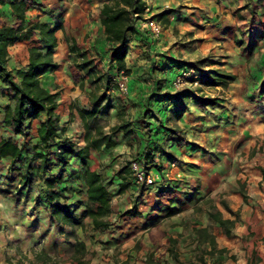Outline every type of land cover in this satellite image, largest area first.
Instances as JSON below:
<instances>
[{
    "label": "rangeland",
    "instance_id": "1",
    "mask_svg": "<svg viewBox=\"0 0 264 264\" xmlns=\"http://www.w3.org/2000/svg\"><path fill=\"white\" fill-rule=\"evenodd\" d=\"M29 1V7L25 12L27 22H36L39 17L42 21H48L51 24L61 21L63 10L62 5L59 4L60 0ZM95 1L100 7L103 0ZM91 2L93 1L91 0ZM145 4L147 3L145 2ZM208 6L210 7L205 8V11L197 5L191 6L188 8L189 10H183L187 13L188 19H190V15L195 17V19L194 17L191 19L194 21L195 29L200 28V31L201 29L203 31L200 32L202 36L198 35L196 39L201 41L202 37L206 38L208 50L205 51L206 54L198 56L194 60L187 59L180 63L192 66L198 72H202L204 70L200 68L201 65L221 64L222 58L226 56L230 59L231 51L237 49L238 56L243 59L246 69L244 73H240L241 77L235 74V80L226 88L220 85L207 86L201 80L197 83L188 80L178 89L189 87L188 89H191L199 97L216 98V103L199 104V113L189 116L188 124L192 127L193 136L188 140L192 147H189V144L181 146L187 145L190 148L189 151L196 148L197 151L193 158L190 160L184 156V151L188 150L180 153L170 152L169 146L165 144L164 147L155 150L154 162L157 165H154L150 160H145L146 144L142 145L143 142H139L133 135L115 142V145L109 149L93 150L87 163L90 168L105 175V183L112 194L110 201L112 212L108 216L111 227L104 230H93L90 227V219L85 218V226L82 229L65 226L64 233H60L57 227H52L47 219H40V211L35 212L37 214L34 215L35 220L31 221L35 226H24V228L27 232L35 230L36 239L39 242L33 244L30 250H28L30 245L27 246L25 254L18 249V260L12 256L11 251L5 253L7 264H78L72 259L73 233L86 241L87 254L83 257L84 264H242V260L247 257V254H249L247 258L251 259L250 264L259 262L258 258L260 259V257L257 254L259 249L255 250L252 246L249 227L248 233L226 235L209 213L219 210L222 217L234 220L233 225L229 227L230 231L241 225L239 222L242 220V209L245 204H249V199L253 197L256 199L252 205L253 210L256 208L264 213V199L261 198V202L257 201L259 197H264V179L258 180L261 176L258 166H264V98L258 97L257 94L259 79L264 77V0H211ZM144 12L146 15H155L150 14L151 7ZM163 12H160L157 17L162 28L167 21V12L162 14ZM93 13L95 14L94 9L90 10L91 20L94 17ZM143 13L137 20L143 19ZM141 32L150 36L144 30ZM132 34L128 35V39ZM177 34L182 41H186L188 38V35L183 31L176 30ZM61 36V31H58V37ZM37 37V35L34 36L35 39ZM232 38L234 46L231 43L228 46L226 42ZM238 39L243 41V49L236 42ZM216 42L219 44H215ZM250 42L253 43V46L248 50L246 46ZM25 44L32 43L28 40L23 45L18 44L16 47H10L12 56H15L21 65L19 68H22L27 62ZM82 47H87L86 51L93 59L97 69L110 76L107 87L104 88L101 85L97 90L98 93L105 91L110 98L118 96L122 100L129 101L131 100L130 95H133L132 97L136 95L132 94L131 87H135L133 91L138 88L135 83L138 81L136 80L138 77L143 78L142 80L148 84L150 74L146 75L145 70H133L134 72H130L128 75L117 71L115 63L110 60L108 43L107 50L102 48V50L96 51L90 42L82 44ZM137 47L129 46L126 57H128L129 65L133 64V67L140 69L141 66L134 63L136 57L131 54L132 50ZM235 64L238 63L231 59L226 63L228 67ZM228 67L210 66L209 68L233 73L227 69ZM62 72L63 81H65V77L72 76L74 86L78 87L79 91L74 99H71L70 103L65 102L61 109V112L66 115L61 125L65 127V132L70 129V139L77 143L79 141L84 143L82 122L76 120L72 110H75L77 104H84L82 101H85L89 88L86 86L85 80L83 81L84 86H80L81 80L84 78L83 71L76 67L73 56H67L65 70ZM120 84L127 86L126 93L119 90ZM3 86L4 84L0 86V89ZM59 86V84H55L54 87L62 91L61 88H58ZM74 90L77 89L71 87L70 91L74 92ZM70 91H68L69 95H72ZM1 97L2 95H0V100ZM145 98L148 99L150 96ZM189 102L191 104L190 100L186 103ZM143 106L148 109L145 110L147 113L152 110L148 108V103ZM136 109V104H131L127 109L126 117L128 118L130 114L135 115ZM190 119L194 120L190 121ZM99 121L107 131L110 126L118 125L120 122L117 112L113 108L103 109L99 115ZM136 122L141 127H148L143 120ZM176 125L173 124L171 128ZM34 127L32 126L30 130L31 135L35 133ZM133 127L137 130L135 125ZM154 133L156 132H148V139L150 134ZM0 134L21 139L19 136H13L4 131ZM116 134H114V138L118 139ZM181 135H185L182 130ZM152 139H154L152 144L162 145L166 136L161 138L162 141L155 136ZM160 152L168 153L169 159L166 162L160 160ZM126 161L136 162L143 175L152 177L154 183L147 185L137 181V178L134 179L136 173L132 171L131 185L125 192H119V179L116 172ZM187 161L191 162L190 172L184 170V164ZM7 163V160H0V220L5 219L8 222L10 220L6 218L10 219L12 215L16 214L18 206L12 195L17 180H10L7 177L9 175ZM164 183L167 185L164 186ZM155 184L156 186L151 187ZM74 185L80 189L83 187L82 183H79V186L76 183ZM149 186L153 195L150 198L147 196L149 192L144 191ZM196 188L203 189L204 193L210 195L192 206L191 202L185 200V195L194 192ZM39 191L40 182L38 180H35L27 189L22 190L20 195L22 198L20 197L18 202L20 207L27 209L29 205H25V203H33V199ZM78 197L77 195L70 201L73 202V205L77 204V211L80 212L83 206H79L76 201ZM169 197H177V201H180L178 211L181 212L154 225L146 232H142L143 234L140 227L143 223L142 220H138V217L131 219L119 215L134 206L136 209L149 211L148 214L152 213L149 220L145 222L151 224L163 216L164 210L161 209L168 205ZM157 198L161 206L154 211ZM224 204L229 207L228 210L223 206ZM257 205H259L258 208ZM212 237L216 241L213 248L210 242ZM6 239V242L9 243L10 238ZM9 244L15 246L13 241ZM222 247L227 250L220 252ZM33 249H44L52 257V260L47 263L35 261Z\"/></svg>",
    "mask_w": 264,
    "mask_h": 264
},
{
    "label": "trees",
    "instance_id": "2",
    "mask_svg": "<svg viewBox=\"0 0 264 264\" xmlns=\"http://www.w3.org/2000/svg\"><path fill=\"white\" fill-rule=\"evenodd\" d=\"M29 3V0H0V5L8 4L12 14L19 19L16 25L0 24V82L4 84L0 89V95L6 96L10 101L2 108L4 129L21 138L15 139L0 134V160H8L7 177L10 180H17L12 194L17 205L22 190L38 180L40 191L36 193L33 205L34 209L37 206L42 207L40 219H47L60 233H64L65 226L82 229L85 226V218L90 219L93 230H104L111 224L108 216L112 212L110 202L112 194L105 183L104 173L91 169L87 160L92 150L113 147L114 134L118 131L122 130L125 138L133 135L126 117L127 107L120 97L110 98L105 91L97 92L101 85L107 87L110 76L97 69L87 51L65 30L63 21L54 24L48 21L24 23ZM144 7V0H103L99 7V22L108 43L110 60L115 63L117 71L125 75L131 72L125 60L129 48L128 35L135 33L136 20L141 17ZM154 16L159 17V14ZM59 30L63 33V40L68 46L69 55H73L76 67L83 71L84 78L80 86H84L85 80L89 88L87 104L75 106L84 129L82 145L64 136L65 127L60 124V116L56 112L60 91L48 90L40 82L41 75L58 67L54 61V53L58 44L56 33ZM35 33L38 36L36 39L33 37ZM19 40H30L32 44L28 49L26 64L14 72L6 68V62L9 58V46ZM236 42L243 49V41L238 39ZM252 46L253 43L250 42L246 48L250 50ZM186 66L188 65L180 68ZM198 73L201 82L207 86L220 85L226 88L236 78L235 74L216 68ZM257 94L258 97L264 98V77L259 79ZM164 97L177 100L179 109L185 108L182 100L188 102L189 97L197 99L201 105L216 103L215 97H199L192 90H178L166 93ZM109 108L116 109L120 122L118 125L110 126L107 131L100 123L99 115L103 109ZM33 121L37 122L35 135L30 133ZM148 124L150 125V122ZM152 128H148V132H154ZM181 130L177 125L170 128L166 140L177 146L190 144L186 136L181 135ZM152 142L154 139L149 137L145 143V160L157 165L154 162L155 150L159 148ZM258 170L264 178V166H258ZM116 176L119 179V192L123 193L133 181L131 161H126L117 170ZM75 183L77 186L82 183L83 187L80 189L74 185ZM77 195L79 197L76 201L79 206H83L80 212L77 211V204L73 205L70 201ZM223 206L229 209L226 204ZM169 212L173 213L175 209H169ZM137 214L139 211L134 206L119 213L120 216ZM209 215L222 227L226 235L230 234L229 227L233 225L234 220L222 217L219 210ZM65 234L67 236V232ZM73 235L72 259L78 264H84L83 257L87 254L86 243L77 234ZM210 242L213 248L216 244L214 237ZM226 250L222 247L219 251ZM33 253L37 262L47 263L52 260L44 249H33Z\"/></svg>",
    "mask_w": 264,
    "mask_h": 264
},
{
    "label": "crops",
    "instance_id": "3",
    "mask_svg": "<svg viewBox=\"0 0 264 264\" xmlns=\"http://www.w3.org/2000/svg\"><path fill=\"white\" fill-rule=\"evenodd\" d=\"M60 0L59 4L62 5V14H61V21H63L65 30L70 33L77 43L82 46V44L89 42L94 45L96 51H99L100 49H106L107 50V42L105 40V34L103 32L102 26L99 22V4L92 0ZM91 2V3H90ZM147 5V10L151 7L150 14H159L160 12L167 11V22L165 23L163 27L162 33L157 37L152 35L148 30L143 29L141 27V20L139 19L136 21V31L132 34V36L128 39V45L130 47L138 46L137 48H134L131 52V54L136 57V60H134L135 64L138 66L140 65L141 68L137 69V67H133L134 65H129L128 60L126 57V64L127 67L131 69V72H134L133 70H145L146 75L149 73L150 78L147 81L148 84L143 78L138 77L135 83L138 88L135 89V87H131L132 94L135 93L136 95L132 97L133 95H130L129 98L131 100L124 99L123 101L126 104L127 109L132 104H136L137 111L135 115L130 114L127 118L130 123V128L133 131V136L138 139L139 142L142 145H145V143L148 141V128L153 127L152 130L156 133L150 134V137L154 138L158 137L159 140L162 141L161 138H164L167 133L169 132V129L173 124H177L182 131L185 133V136L187 139H191V136H193L192 127L188 124L189 116H194L198 114L199 109V101L195 98L189 97V100L191 101L189 103H186L183 99L182 103L185 105L184 109H179L178 107V101L177 100H171L170 98L164 97V94L166 93H173V89L170 87V83L172 82L173 77L180 71V67H183L181 64L182 62L186 61L187 59L189 61L196 59L198 56L206 54V50H208V43L207 39H196V36H202L203 32L202 29L200 31L199 29H195V24L193 23L191 19H193L194 16H189L190 19L187 18V13L183 10H189L191 6L197 5L198 7H202L205 11V8L210 7L208 6L209 2L211 0H145ZM94 9V17L91 20L89 17L90 10ZM198 16V13H196ZM143 18L147 17L146 13H143ZM195 19V17H194ZM42 21V19L39 17L37 18V21ZM9 24V25H16L19 23V19L17 16L13 15L9 5L4 4L0 5V24ZM26 16H25V22ZM142 30L148 32L150 36H146V34L141 32ZM176 30L185 32L186 35H188L186 38V41L180 40L178 38V34L176 35ZM187 30H189L187 32ZM61 31V30H59ZM193 32V34H192ZM62 36L58 37V32L56 33L58 37V44L55 47V53H54V61L58 64V67L50 72H46L43 75L40 76V82L41 84L47 88L48 90H55L54 87L55 84H59V89L61 88L62 91H60V95L58 98V106L56 109V112L60 116V124L62 121L65 120L66 115L61 112V109L64 107L65 102L70 103L71 99H74V97L78 94L77 91L78 87L74 86L72 76L65 77V81H63V72L65 70V63L67 56H69V50L66 42L63 40V33L61 31ZM37 34L35 33L34 36ZM33 36V37H34ZM229 41V42H228ZM24 42H28V40H19L16 41L14 44L9 46V58L6 62V68L10 69L12 71H16L21 66L18 62L15 56H12V53L10 51V47H16L18 44L23 45ZM228 46L231 44L233 45V38L231 40H227ZM231 43V44H230ZM215 44H219V42H216ZM26 45V58H28V49L31 46V44ZM234 46V45H233ZM86 50L87 47H84ZM88 53V52H87ZM231 60H235L236 63L234 66L229 67L226 65L228 63L229 58L226 56L222 58L221 64H210L207 66L201 65L200 68L206 71L210 66H217L221 68H226L232 71L234 74H237L239 77H241L240 73L245 72V64L243 59L239 58L237 49H233L231 51ZM89 54V53H88ZM73 56V55H70ZM181 62V63H180ZM134 68V69H133ZM202 71V72H204ZM67 78V79H66ZM238 79V78H237ZM0 86H2V83L0 82ZM71 87H75L74 92L70 91ZM183 88L181 90H189L191 89ZM70 91L72 95H69ZM88 94V93H87ZM147 96H153L151 98L146 99ZM148 100V101H147ZM9 99L6 96H2L0 100V133L6 132L4 129V122H3V112L2 108L9 103ZM84 104H87L88 97L86 95L85 101H82ZM148 103V108H151L152 110L147 113L145 111V107L143 105H146ZM115 112L116 109L113 108ZM195 110V111H194ZM194 111V112H191ZM144 112H146L144 114ZM72 113L75 114V118L77 121L82 122L81 118L78 115L77 110L73 109ZM191 113V114H190ZM148 114H151L148 116ZM197 119V118H195ZM143 120L145 124L150 122V125L148 124V127L144 126L141 127L136 121ZM149 120V121H145ZM194 119H190V121H193ZM134 121V122H133ZM147 122V123H146ZM134 123V124H133ZM137 128V130L133 127ZM32 126L35 128L37 126V122L33 121ZM83 126V125H82ZM70 129L69 131L64 133V136L69 137L70 136ZM120 133H117L116 136L118 139H115V142H118L120 140L126 139L123 135V131L120 130ZM135 132V133H134ZM36 132L34 133V135ZM70 138V137H69ZM36 140V138L34 137ZM79 145H82L83 142L79 141ZM169 146L170 152H182L184 150V156L187 159H192L194 154L196 153V148L191 149L188 148L187 145L184 146H177L170 140L165 139V142L162 143V145H158V148ZM191 144H189V147ZM192 147V146H191ZM109 149V148H108ZM99 151V150H98ZM156 153V152H155ZM160 160L163 162H166L169 159L167 152H160ZM93 150L90 152V156H92ZM7 160V159H4ZM186 160V159H185ZM8 162V160H7ZM191 162L187 161V163L184 164V170L190 172V164ZM193 166V165H192ZM94 169V168H91ZM96 170V169H94ZM194 171V170H193ZM192 171V172H193ZM261 175V173H260ZM264 179L262 178V175L259 177L258 180ZM167 183H164V186H166ZM155 185H152L151 187H154ZM151 187H146L145 192H149L147 195L149 198L152 195ZM162 187V186H160ZM210 194L204 193L203 189L196 188L194 192L186 194L185 200L188 202H191V205L194 206L198 204L200 201L205 199ZM146 197V196H145ZM261 198L264 199V197H259L257 199L258 202H261ZM177 197H169V200L167 201L166 206L162 207L161 210H164L163 216L159 218V220L151 223L146 224V220H149L151 217L150 214H148L149 211H142V209L138 208L139 214L135 216H124L129 217L133 219L134 217H138V220H142V225L139 223V226L142 228L141 233L146 232L150 228H152L154 225L159 224L160 222H164L166 219L173 217L174 215L178 214L181 211H178V206L180 205V201H177ZM181 200V199H180ZM184 200V199H183ZM256 202V199L251 198L249 199V204H245L242 209V215H241V221L239 222L241 225L237 226V228H233L232 231H230V234L236 235L244 233H248V227L250 228L251 235L249 236L252 246L256 250L257 248L259 251H257V254H259L260 259L258 258L259 262L257 264H264V213L259 211L258 209H252L253 203ZM23 204V203H22ZM29 205V207L23 208L20 207L21 205L18 204L16 209V214L12 215L9 218H6L10 221L7 222V220H0V264H7L5 262V253L11 251L12 256L19 258V255H17V251L22 250L23 253H26L27 246H31L37 242H39L38 239H36V231H30L27 232V230L24 228V226H35L34 222H31L34 220L35 212L40 211L42 208L41 206H37L36 209H34V205L32 202L25 203V205ZM159 200L157 198V202L153 210L155 211L157 208H160ZM259 205H257V208ZM20 208V209H19ZM130 208V207H129ZM169 209H175V212L170 213ZM139 222V221H138ZM13 223V224H12ZM15 223L18 225H15ZM11 224V226H9ZM91 227V223H90ZM111 227V225L108 226V228ZM107 229V228H106ZM142 233V234H143ZM6 238H10L9 243L12 241L14 242L15 246H11L8 242H6ZM86 243V241H85ZM18 247V248H17ZM33 247V246H32ZM249 254H247V257ZM29 257V256H28ZM243 258L242 264H250L251 259Z\"/></svg>",
    "mask_w": 264,
    "mask_h": 264
},
{
    "label": "built area",
    "instance_id": "4",
    "mask_svg": "<svg viewBox=\"0 0 264 264\" xmlns=\"http://www.w3.org/2000/svg\"><path fill=\"white\" fill-rule=\"evenodd\" d=\"M147 10V4H145L144 11ZM141 27L148 30L152 35L159 36L162 33V26L158 21L157 17L154 15H148L147 17L141 20ZM188 80H192L193 83L200 81V75L194 67L186 66L181 69L173 77L171 82V88L173 90L180 89ZM119 90L122 93H126L128 88L124 84L119 85ZM131 169L136 173L134 179L137 178V181H141L144 184L151 185L154 183V179L148 175H143L142 170H139V166L136 162H131Z\"/></svg>",
    "mask_w": 264,
    "mask_h": 264
}]
</instances>
